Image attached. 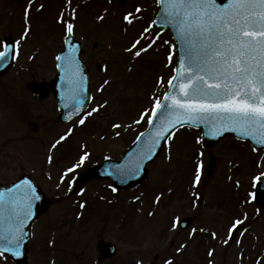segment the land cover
I'll use <instances>...</instances> for the list:
<instances>
[{
	"label": "rangeland",
	"instance_id": "rangeland-1",
	"mask_svg": "<svg viewBox=\"0 0 264 264\" xmlns=\"http://www.w3.org/2000/svg\"><path fill=\"white\" fill-rule=\"evenodd\" d=\"M156 5V0H71L70 3L69 0H33L31 5L29 0H0V39L29 30L26 39H19L17 63L25 67L22 70L21 66L17 67L20 71L26 72V66L32 65L33 71L44 73V64L55 59L65 35L64 25L58 23L61 13L65 22L75 25V37L86 41L91 53L96 49L88 58L103 63L107 69L101 76L92 69L91 77L92 109L105 106L88 117L83 127L75 125L71 161L74 158L78 161L85 152L89 154L81 168L99 163L105 153L119 156L135 138L137 130L145 128L148 116L139 124L135 121L141 113L150 115L154 100L160 99L173 75L175 49L167 32L157 33V29H152V36L159 34V39L140 58H133L124 50L151 23L157 12ZM26 7L30 9L27 21ZM136 7L142 8V13L133 25H126L123 15L134 12ZM98 16H104V20H98ZM169 54L171 62L167 59ZM100 80L110 82L103 91L97 90L102 85ZM2 107L7 116V110ZM31 111L33 116L49 113L45 107ZM13 122L7 117L0 121V132H6L2 154L10 155L0 160V181L12 179L19 169H24L36 176L54 202L48 214L37 223L26 264H95L99 234L117 246L116 256L104 264H148L153 260L156 264H165L168 260L173 264H209V249L214 250L212 264L264 263L263 257L257 256L262 253L259 245L260 238L264 237V214L251 219L261 208L252 200L251 186L253 178L264 171V151H253L245 142L231 137H225L209 150L197 143L199 131L182 128L162 147L156 160L147 165V180L137 190L115 194L116 204L107 207L105 202L111 197L103 189L106 183H89L81 191L63 194L56 177L50 182L43 172L46 166L50 175H58L57 162L43 166L42 162L44 154L52 152L45 148L46 142L54 140L64 128L57 126L53 133L46 135L20 122L14 128L10 126ZM113 123L121 124V128H112ZM25 133L27 139L16 140ZM44 137L47 141H42ZM210 155L215 156L216 165L213 174L206 177L204 167ZM197 161L202 166L201 179L193 188ZM157 195L163 196L159 204L154 203ZM87 202L90 206L80 208V204ZM245 214L248 219L240 231L246 228V235L241 237L240 231L235 233V239H241L242 244L237 246L234 239L224 245L226 225ZM185 216L196 217L193 227L186 231L178 227L173 230L172 221ZM193 229L197 230L194 234ZM210 231L217 233L216 240L207 237ZM250 240H253L251 252ZM0 264L9 263L0 260Z\"/></svg>",
	"mask_w": 264,
	"mask_h": 264
},
{
	"label": "snow or ice",
	"instance_id": "snow-or-ice-1",
	"mask_svg": "<svg viewBox=\"0 0 264 264\" xmlns=\"http://www.w3.org/2000/svg\"><path fill=\"white\" fill-rule=\"evenodd\" d=\"M32 3L33 0H29V4ZM156 4L162 9V18L175 28L177 37L183 45L179 66L173 69L174 74L167 82L169 89L176 94H165L164 99L170 101L167 104L159 99L154 100L151 114L141 113L140 119L135 121L139 124L148 116V124L150 126L155 124L156 128L150 133L149 141L137 154L135 161L131 165L123 166L120 174L136 175L144 162L152 159L160 141L170 139L174 135L173 130L181 124H202L210 127V132L214 136H220L225 131H235L242 136L251 137L256 143L264 144V0H223V3L219 0H156ZM40 8L42 9L43 5ZM142 11V8L136 7L134 12L123 15V22L129 26L133 25ZM29 12L30 9L26 7L24 10L26 21ZM72 19H75V15ZM98 20L103 21L104 16H98ZM58 23L64 25L65 43H69L68 37L72 36L75 25L65 22L63 13ZM155 23L153 20L145 26L138 37L130 42V46L125 47V52L133 58H140L152 50L159 39V34L152 36V26ZM28 31L26 28L24 36L28 35ZM150 36L152 38L149 40ZM164 43L167 44L168 41ZM7 56L6 48L0 52V62ZM56 59L59 61L61 57L58 56ZM167 59L171 62L172 55L169 54ZM65 62L69 67H74L72 83L76 99L83 91V77L79 76V66L74 56L65 57ZM109 83L108 80H104L103 85L97 90L103 91V87ZM76 102L79 104V99H76ZM104 106L101 105L100 108ZM100 108H93L87 112V116L81 118L79 124L84 125L87 117L99 112ZM161 113L162 119L156 124L153 117ZM112 128L120 129L121 124L113 123ZM144 135L145 133H140L137 140ZM67 138L61 136L51 148L55 149ZM199 142L198 139L197 143ZM88 155L85 152L75 165L68 167L61 174V183L84 164ZM47 161L49 164L53 163V157L49 155ZM201 167L197 161L192 181L193 188L200 182ZM262 177L264 171L255 176L253 182L264 183ZM68 183L71 190L72 181L69 180ZM239 186L237 183V187ZM112 191L117 190L113 188ZM40 198L36 189L27 181L9 189L7 195L0 193V260L6 261L9 256L19 257L23 254L27 235L24 229L33 215V201ZM162 199V195H157L154 203L159 204ZM84 207L85 204H80V208ZM247 219L246 214L237 216L226 225L225 239L222 241L224 245H229L235 239V233L240 231ZM177 224V220L172 221L173 230ZM192 231L194 234L197 230ZM200 231L203 232L204 229ZM246 233V228L240 231L241 237ZM211 238L216 240L217 233H211ZM235 243L240 246L242 240L235 239ZM207 256L209 264H212L214 250L209 249ZM165 264L173 262L168 260ZM257 264L260 262L257 261Z\"/></svg>",
	"mask_w": 264,
	"mask_h": 264
},
{
	"label": "flooded vegetation",
	"instance_id": "flooded-vegetation-1",
	"mask_svg": "<svg viewBox=\"0 0 264 264\" xmlns=\"http://www.w3.org/2000/svg\"><path fill=\"white\" fill-rule=\"evenodd\" d=\"M23 36H24V32L21 30L20 32H16L15 35H13V37L10 34L3 36L0 39V45L3 44L4 40L8 38H12L15 41V48H14L13 54H14V58H16L18 56L17 52L19 51L18 45L20 44V42L18 44L17 42L19 41L20 38L23 39ZM94 51H96V49ZM94 51L93 53H91L90 49L87 46H84L82 56L85 61L86 67L88 69L89 76L90 75L92 76L93 68H95V70L97 71H101V68H98L97 66L98 62L95 59L88 58V57H91L92 54H95ZM45 65H46V69L44 73H41V74L37 73L36 71H33L32 65L26 66L27 71L22 72L20 71V69H17V67L21 65L18 64L17 61H15L14 65L9 70V72L0 77V121L3 120V118L7 117L8 119L14 120L13 125H10V126H13L14 128L17 125V122H20V123H23L25 126L30 127L32 131L36 133L42 131L46 135H49L50 132L53 133L55 131L54 129H56L57 126L64 128V131L62 133H58L56 137L54 138V140H51L50 142H46V144L48 143L47 146L46 144L45 145H43L42 143L41 144L44 147L46 146L45 148L52 150V152H49L46 155L44 154V160L42 162V166L45 165L46 163L48 164L47 157L49 155L53 157V162L54 163L57 162L58 166H60V169L58 170V175L56 176L50 175L48 173V170L46 169V166H44L43 172L45 173L46 177L50 180V182H52L54 177H56V183L58 184V189L60 193L65 194L70 191L69 183H68L69 180L72 181L71 190L74 189L73 182H74L75 172L69 174V176L65 178L63 183H61L60 177H61V174L68 167H71L74 165V159L71 161V151H73L72 140H73V135H74L75 118L70 119V120H65V121H61L59 119V102H58L59 100L55 96L54 90H50L49 86H47V84L53 82L55 78L57 77L56 61L55 59H53L49 63L44 64V66ZM22 68L23 66H21V70ZM14 70H18L19 73L13 74L12 72ZM2 106H4V108L7 110V113H8V115L6 114L7 116H4ZM37 107H45L49 110L48 111L49 113L46 116H43V115L33 116L31 109L37 108ZM42 119H45V120L43 121ZM69 132H71L70 135H69ZM5 134L6 132H0V138H1L0 139V160L5 159L6 157L10 156L9 153H5V156L2 154V149H3L2 143L6 140L4 139ZM61 136H67L68 138L65 140V142L64 141L61 142V144H59L55 149H52L51 145L55 143V141L58 140ZM27 138L28 136L25 133L24 135H22L20 138L16 140L24 141ZM42 139H44L42 141H47L45 137ZM68 159L70 161H68ZM26 173L33 176L35 181L40 184L39 180L36 178V176L33 173L26 171L24 169H19L17 174L12 179H9V180L6 179L3 182L2 181L0 182L4 184L5 186H8L12 182L18 180L23 174H26ZM91 181L93 180L87 181L84 185L86 184L88 185ZM42 189L47 194L46 190L43 187ZM110 194H111V191H110ZM111 196H113V194H111ZM48 198H49L48 209L43 214H41V216L36 217L32 223L31 240L34 237V230L38 226L37 223H39V221L48 214L49 209H50L49 207L53 205L54 203L51 196L50 197L48 196ZM114 199H115V194H114ZM87 203L89 204V202ZM115 204H116V201H114V205ZM37 212L38 210L33 211L32 216H36ZM259 248H260L259 251H262L263 260H264V237L260 238ZM29 251H30V247H29ZM107 261L108 260H104L103 262L99 264H104Z\"/></svg>",
	"mask_w": 264,
	"mask_h": 264
},
{
	"label": "water",
	"instance_id": "water-1",
	"mask_svg": "<svg viewBox=\"0 0 264 264\" xmlns=\"http://www.w3.org/2000/svg\"><path fill=\"white\" fill-rule=\"evenodd\" d=\"M219 2L223 3V0H219ZM156 23L155 25L160 26L161 29L165 28V27H169L171 29L172 35L176 41V51H177V67L179 66V61L181 60V57L183 55V45L181 43V41L178 39L177 34H176V30L174 27H172L170 24H167L164 19L162 18V9L159 10L158 15L156 16L155 19ZM69 42L71 41L70 38L68 37ZM7 50H8V56L6 57V59H4L2 62H0V76L4 73L7 72V70L9 69V67L12 65L13 60L11 57V43L9 42V44L6 46ZM71 48V46H70ZM68 46V43H66V48L59 54V57H61V59L58 61L59 66V72L58 74L61 75V77H59L58 80H56L57 83H62L64 84L63 86V94L64 97H62V102H61V110H62V114L66 115L67 114V107L69 106L68 110L72 115L77 114L78 112H80L84 106L86 105L88 99H89V93L87 91V78H86V74H85V69H83V75H79L80 77H83V91L79 93L78 97H76V99H79L80 103L77 104L76 99H74V85L72 83L73 80V70L74 67H69L68 65H66L65 62V57H68L71 54L72 49H70ZM75 52V60L77 63H79V58H78V49H74L73 50ZM73 56V55H72ZM82 63V62H81ZM55 82V83H56ZM55 83H52L51 86L52 88H55ZM167 94H171V95H175V92H172L170 89H168ZM165 97V95H164ZM162 99V103H170V101H166L165 99ZM77 108L79 109V111H77ZM163 113L158 114L156 117H153V119L156 121V124L160 123V120L162 119ZM184 125H189V124H181V125H177L176 129L184 126ZM190 126H194V127H201L202 128V136H201V141L202 143L207 147V148H211L215 143H217L223 136L225 135H235L238 138L241 139H249L251 141V144L254 147H264V144H259L256 143L255 140H253L251 137H246V136H242L240 135L238 132L235 131H225L222 135L220 136H214L211 134L210 132V127H206L202 124H197V125H190ZM156 128V125H149L148 128L143 132L145 133V135L138 141L137 139L133 142V144L131 145V147H129L123 154H122V158L121 160H119L118 162H113V161H105L104 163L95 166L94 168L91 169V176H98V177H105L108 176L105 173H103L104 171L110 170L112 171V173L109 175L113 180H115L117 182V186L119 188H126V187H130L133 185H136L140 182H142L146 176H147V170L145 168V165L148 162L153 161L159 154L161 146L163 145V143L166 140H161L159 143V146H157V148L155 149V154L152 156L151 160H146L141 168V170L134 176H126V175H121L120 174V169L123 168V166H128L131 165L136 157L137 154L142 150V148L144 147L145 143L147 141H149L150 139V133L154 132ZM176 129H174L173 131H175ZM214 164H215V159L213 157L210 158V161L206 167V172L207 175L210 176L214 170ZM264 180V179H263ZM1 187V185H0ZM38 190V189H37ZM39 193L40 190H38ZM42 194V193H41ZM42 204H43V208H45V201L46 198L44 197V195L42 194ZM255 196H256V201L258 203L260 202H264V183H262L261 181L257 184L256 186V191H255ZM190 224V220L189 219H185L183 221H181V227L185 228L186 226H188ZM28 228V227H27ZM25 244L26 241L24 240V248H23V254L19 257H12V259H14L17 262L23 263L25 260ZM98 250L100 251V253L103 256H108L109 254L111 255L110 251L109 253H106V250L104 249L105 247L107 248V245H104V243L102 241L98 242Z\"/></svg>",
	"mask_w": 264,
	"mask_h": 264
}]
</instances>
